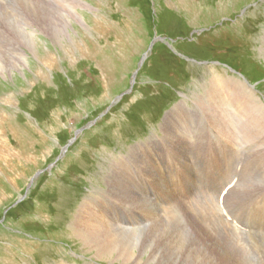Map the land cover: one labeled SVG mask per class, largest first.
Masks as SVG:
<instances>
[{"label":"rangeland","instance_id":"1","mask_svg":"<svg viewBox=\"0 0 264 264\" xmlns=\"http://www.w3.org/2000/svg\"><path fill=\"white\" fill-rule=\"evenodd\" d=\"M0 39V264H197L175 255L189 223L209 239L203 226L230 237L245 264H264V233L234 230L228 217L264 231V117L257 129L249 112L234 118L245 121L234 145L223 130L236 121L207 113L235 109L200 99L215 75L247 83L264 104V0H0ZM168 181L187 211L166 208ZM142 194L157 199L159 215L144 230L116 228L123 212L124 222L141 219L119 206L144 205ZM89 217L117 245L139 236L138 256L98 251L76 223ZM155 235L169 257L146 254Z\"/></svg>","mask_w":264,"mask_h":264},{"label":"bare ground","instance_id":"2","mask_svg":"<svg viewBox=\"0 0 264 264\" xmlns=\"http://www.w3.org/2000/svg\"><path fill=\"white\" fill-rule=\"evenodd\" d=\"M10 1V0H9ZM75 1V0H74ZM18 3V2H17ZM78 5H81L83 7L86 6V3H81L80 1H77ZM80 3V4H79ZM12 4V3H11ZM32 4V3H31ZM66 4V3H65ZM74 4V3H72ZM36 5V4H35ZM60 5V4H59ZM7 6V5H6ZM62 6V5H61ZM5 7V6H4ZM12 7V6H11ZM65 7V6H64ZM8 8V7H7ZM43 8V7H42ZM55 9V8H53ZM56 10V9H55ZM70 10V9H69ZM54 11V10H53ZM33 13V12H32ZM31 13V14H32ZM8 14V13H7ZM6 14V15H7ZM43 14V13H42ZM11 15V14H10ZM74 15H75V19L77 21V24H79V26L83 27L84 25L81 24V21L84 20V15L82 14H79L78 12L74 11ZM33 16V15H32ZM4 17V16H3ZM8 17V16H7ZM43 18V17H42ZM3 19V18H2ZM5 19V18H4ZM7 19V18H6ZM15 19V18H14ZM9 21V20H8ZM19 21V20H18ZM22 21V20H21ZM41 21V20H40ZM17 22V21H16ZM23 22V21H22ZM60 22V20H59ZM58 22V23H59ZM26 23V22H24ZM13 24V23H11ZM19 24V23H18ZM29 24V23H28ZM5 25V23H4ZM24 26V25H23ZM31 26V25H29ZM28 27V26H27ZM4 28V27H3ZM23 28V27H22ZM29 28V27H28ZM49 28V27H48ZM24 29V28H23ZM37 29V28H36ZM24 31V30H23ZM33 31V29H32ZM18 32V30H17ZM20 32V30H19ZM27 32V31H26ZM66 32V31H65ZM64 32V33H65ZM15 33V32H13ZM12 33V34H13ZM22 33V31H21ZM25 33V32H24ZM2 34V33H1ZM29 34V33H28ZM32 34V33H31ZM35 34V33H34ZM67 34V32H66ZM19 35V34H18ZM33 35V34H32ZM71 35V34H70ZM6 36V35H5ZM69 36V35H68ZM2 38V37H1ZM4 38V37H3ZM25 38V37H24ZM32 39V38H31ZM65 39V38H64ZM1 40V39H0ZM5 40V39H3ZM24 41V40H22ZM27 42V41H26ZM22 45V44H21ZM17 46V45H15ZM26 46V45H25ZM34 46V45H33ZM1 47V46H0ZM8 47V45H7ZM46 51H48V48L45 49ZM11 52V51H10ZM28 53V52H27ZM29 55V54H28ZM25 56V55H24ZM35 56V55H34ZM9 57V56H8ZM27 57V56H26ZM33 57V56H32ZM3 59V58H2ZM8 59V58H7ZM51 59V58H50ZM12 61V60H11ZM10 61V62H11ZM15 61V60H14ZM45 61V60H44ZM20 62V61H19ZM6 63V62H5ZM27 63V62H26ZM52 63V62H50ZM22 64V63H21ZM45 64V63H44ZM14 65V64H13ZM15 66V65H14ZM45 66V65H44ZM17 67V66H15ZM19 67V66H18ZM46 67V66H45ZM13 68V67H12ZM3 69V68H2ZM0 68V75L2 76V78L4 79L5 78V72L6 70H2ZM21 70V69H20ZM12 71V70H11ZM10 72V71H9ZM11 73V72H10ZM19 73V72H18ZM42 72L40 73V76H41ZM20 75V74H19ZM39 75V74H38ZM42 78H45V76L42 74ZM49 80V79H47ZM210 84H208L204 89H205V96H202L200 97V99H202L203 103L205 104L206 102H208V100H213L215 101V99H217L221 105L224 107V106H232L235 111H236V114L235 115H231V114H227L229 115V117H226L223 113H222V109H218V106L217 108H214V112H209L210 113H207L209 114L208 117H209V121L210 122H215V121H220V122H223L225 123L227 120L225 119H228V121H233L235 120L234 118L238 119V118H243L244 115L242 113H245V112H249L248 114L251 115L252 119L254 120V126H255V129H257L256 127H258L260 125L259 121L258 120H261L263 119L264 117V104L263 102L257 97L254 95V91L253 89H251V86H249L247 83H243L241 80H235L231 77L227 78L226 80H223L221 79L220 77L218 76H215L212 78V80L210 81ZM48 86H49V83H48ZM203 92V93H204ZM201 96V95H200ZM198 99V98H197ZM202 103V102H200ZM16 104V103H15ZM199 104V103H198ZM211 105V104H209ZM200 106V105H199ZM207 106V105H206ZM177 107H180V106H177ZM182 107V106H181ZM184 107V106H183ZM216 107V106H215ZM230 107V108H232ZM213 108V107H212ZM221 108V106H220ZM225 108V107H224ZM198 109V107H197ZM226 109V108H225ZM199 110V109H198ZM201 110V109H200ZM203 113H204V110H202ZM201 111V113H202ZM225 111V110H224ZM175 112V111H174ZM202 113V115H204ZM227 113V112H226ZM240 113V114H239ZM192 114V112H191ZM206 115V114H205ZM2 116V115H1ZM4 117V116H3ZM207 117V115H206ZM5 118V117H4ZM3 119V118H2ZM248 118H246L247 120ZM23 120V119H22ZM177 120V119H176ZM1 121V120H0ZM208 121V123H209ZM227 121V122H228ZM236 121V127L235 129H228V132H226L225 130H223V135L226 137V138H229L230 141L232 143H234V145L236 144L235 142H237L236 140L239 138V133L243 132L244 130V127H245V121L241 124V120H235ZM241 121V122H240ZM240 124H238V123ZM175 123V121H174ZM180 123V122H179ZM230 124V123H228ZM225 125V124H223ZM169 126V125H168ZM253 126V127H254ZM199 127V125L197 126ZM222 127V126H220ZM219 127V128H220ZM261 127V126H260ZM168 128V127H167ZM176 128V127H174ZM206 128V127H205ZM225 128V127H224ZM172 130V129H171ZM178 131V130H177ZM220 133H221V130H220ZM245 131H244V139H245ZM177 134V133H176ZM258 134V133H257ZM184 135V134H183ZM260 135V134H259ZM258 135V136H259ZM169 136V135H168ZM172 136V135H171ZM263 138V136H261ZM182 138V137H181ZM229 141V142H230ZM246 141V140H245ZM259 141V140H258ZM141 144V143H140ZM152 144V143H151ZM148 145V144H147ZM233 144H231L229 146L230 150H233L232 149V146H234ZM137 146L138 144L134 145L132 148H134L135 150H137ZM155 144H153L150 148L152 151H154L155 149ZM143 147V146H141ZM141 149V148H140ZM8 152V151H7ZM132 153V152H131ZM140 153V152H139ZM146 153V152H144ZM177 153V152H176ZM143 154V153H142ZM3 156V155H2ZM5 156V155H4ZM3 156V157H4ZM14 156V155H13ZM126 156V155H125ZM119 157V156H118ZM138 159L142 158L141 160L144 161L145 158L143 157V155L140 157L139 155L136 156ZM6 161V160H5ZM140 161V160H139ZM2 163V162H1ZM151 163L152 162V159H151ZM143 164V163H142ZM141 164V166H142ZM193 168H196L197 165H193V164H190ZM141 168L142 170V167H139ZM150 168V166H149ZM190 167L189 165L185 164V172H186V175H185V178L182 180V183L181 185L179 186V188H183L185 189L187 187V185H190V179H189V175H188V171H189ZM204 169V168H203ZM227 167L224 168V170H226ZM230 169L232 170L233 167L231 166ZM144 170V168H143ZM150 170H152V166L150 168ZM158 174L157 176L154 178L153 177V174H152V178H154L153 180H156L159 178V174L163 175L164 173L162 172V169L160 167H158ZM112 171V170H111ZM201 171V170H200ZM144 174H146V178H148V172H144ZM197 175H199V172L197 173ZM149 176L151 177V174H149ZM234 178V177H233ZM237 178V177H236ZM162 179V178H161ZM125 181V179H123ZM151 180V179H150ZM166 181V180H165ZM230 182V180L226 183L228 184ZM123 183V182H122ZM125 183V182H124ZM232 183V182H231ZM122 185V184H121ZM167 188H169V190H167V192H169L168 194L170 195L171 197V202L169 203V206H166L167 209H169L171 212L174 211V212H177L178 210H184V211H187L186 208H184L181 204L178 205L179 202L181 203H184V201H180V199H178V197H174V195L172 194L171 192V189L173 187H171V184H170V181L167 182V185L166 183H164ZM234 185V184H233ZM232 185V186H233ZM239 186V185H237ZM123 187V185H122ZM142 187V186H141ZM228 187L229 184H228ZM194 188H196V184H194ZM231 188V187H230ZM136 190V189H135ZM164 191V190H163ZM162 191V192H163ZM137 192V191H136ZM166 192V191H165ZM198 192V191H196ZM226 192V188L221 192V194H225ZM128 195V194H127ZM136 195V194H134ZM133 195V196H134ZM156 195V194H155ZM209 195V194H208ZM129 197V196H128ZM149 197V196H148ZM98 198V197H97ZM152 198V197H151ZM156 198H157V195H156ZM158 198H164V197H161V196H158ZM202 197L200 196L199 199H201ZM130 199V200H129ZM129 199H126L123 203V205H120L119 209L125 212H130V213H135V212H141L143 215H140V218L139 220L135 221V222H124L125 220V213L123 214H120V218L117 220V221H113V224L116 228L118 229H121V230H124V231H137V230H144L148 227V222L150 221V218H153L155 217L156 215H159V211H158V208H156V202L157 199L154 200H151V199H147V198H144L143 194H142V200L144 201V205H140L139 207H136L134 206V208H132V204H131V199L132 198H129ZM137 199V198H136ZM154 199V198H152ZM192 199V198H191ZM106 200V199H105ZM89 201V200H88ZM96 201V200H95ZM109 201V200H108ZM112 201V200H111ZM116 201V200H115ZM135 202V201H134ZM133 202V203H134ZM137 202V201H136ZM257 202V201H256ZM115 203V202H114ZM142 203V202H141ZM159 203H163L165 205L166 201H159ZM194 203H197L194 201ZM258 203V202H257ZM120 204V203H118ZM135 204V203H134ZM86 205V204H85ZM105 205V204H104ZM107 205V204H106ZM137 205V204H136ZM187 205V204H186ZM138 206V205H137ZM189 206V205H188ZM84 207V205H83ZM106 207V206H105ZM160 207V206H159ZM165 207V206H164ZM190 207V206H189ZM81 208V207H80ZM102 208V207H101ZM163 208V207H162ZM202 208V207H201ZM157 209V210H156ZM178 209V210H177ZM105 210V209H104ZM161 210V209H160ZM168 210V211H169ZM203 211V210H202ZM206 211V210H205ZM263 211V210H261ZM93 212V211H92ZM166 212V211H165ZM201 212V211H200ZM164 213V212H163ZM228 213V212H227ZM260 212H258L259 214ZM86 214V213H85ZM104 214L106 215L105 211H104ZM177 214V213H176ZM211 214V213H210ZM248 214V213H247ZM76 215V214H75ZM108 215V214H107ZM178 215H182L181 214H178ZM184 215V214H183ZM201 215V214H199ZM214 215V214H213ZM94 216V215H93ZM101 216V215H100ZM161 216V214H160ZM159 216V217H160ZM166 216V215H165ZM230 216V223L233 227L234 230H238V231H242V232H246V233H253V234H263V232H261L260 230L262 229L261 227L259 226H256L255 223L253 222H245L244 219L242 220L238 218H240L241 215L238 216V218H234L233 215H229L228 214V217ZM75 217V216H74ZM79 217H80V213H79ZM172 217V216H171ZM195 218V220L198 221V217L195 216H192ZM211 217V216H210ZM215 217V216H214ZM261 217V216H259ZM82 218V217H81ZM84 218V217H83ZM183 218V217H182ZM245 218V216H244ZM248 218V217H247ZM79 219V218H78ZM100 219V218H99ZM113 219V218H112ZM206 219V218H205ZM227 219V218H226ZM114 220V219H113ZM209 220V219H208ZM214 220V219H213ZM249 220V218L247 219ZM72 221V220H71ZM181 221V220H180ZM194 222V220H192ZM200 221V219H199ZM206 221V220H205ZM210 221V220H209ZM75 222V220H74ZM73 222V223H74ZM83 222V223H82ZM98 220L95 221V217H89L85 220H82V221H79V222H76V223H82V232L84 233V237L82 238H85L86 240H88L90 237L92 238V241L93 243L96 244V249L98 251L100 250H109L110 251H114L115 248L117 250V257H121L123 260L125 261H131L133 259L136 258V256H138L136 254V252L133 250H131V248H139L138 247V241H140V238L138 236V238L136 239V243H133L131 247V244L129 245L127 243V241L130 243V241L126 238V242L124 244L123 241H120L121 243L119 245H117L115 242H116V236L112 235V234H107L106 235V238H105V233L104 234H101L100 232L98 231H102L101 229H99L97 227V225L95 223H97ZM165 222V221H164ZM213 222V221H212ZM104 223V222H103ZM134 223V224H132ZM166 223V222H165ZM195 223V222H194ZM264 223V221H263ZM106 224V223H105ZM112 224V223H111ZM172 224V223H171ZM248 224V225H247ZM72 225V224H71ZM75 225V224H74ZM221 225V224H220ZM219 225V226H220ZM264 225V224H263ZM162 227V226H161ZM111 228V227H110ZM203 228L207 231V233L209 234V236L211 235L212 239H209L208 236H205L204 234H201L198 229L191 225V223H189V229L190 230V233L185 235L186 239H188V241L186 243H184L180 248V251L175 254L176 256L180 257V258H186V259H195V261L197 262V264H234V260L231 259V258H228L225 254H227L228 256H241V260L239 261L240 264H245L244 262V259L242 257V254L238 252V250L235 248V246H233L232 244V241L228 238L227 235L221 237L216 231H212L210 229H208L207 227H204ZM104 229V227H103ZM107 229V227H106ZM181 229V228H180ZM240 229V230H239ZM192 230H194L196 232L197 235L201 236L205 242H201L200 239L196 238L194 233L192 232ZM105 231V230H104ZM103 231V232H104ZM162 231V229H161ZM188 231V229H187ZM109 233V232H108ZM118 233V232H117ZM137 234V233H136ZM140 234V233H139ZM138 234V235H139ZM77 235V234H76ZM126 235V234H125ZM130 235V234H129ZM80 236V235H79ZM236 236V235H235ZM119 237V236H118ZM136 237V236H135ZM144 237V236H143ZM154 238L149 242V244L145 247V250H148L146 252V254L148 255V257H152V258H164V257H169L168 254V251H171V248L169 246H167L166 242H165V238H163L162 236H159V235H155L153 236ZM123 238V237H122ZM121 239V238H120ZM134 239V238H133ZM91 240V239H90ZM102 240H107L109 241L110 243H106L107 245H104L102 242ZM115 240V242H113ZM143 240V239H142ZM172 240V239H171ZM202 240V239H201ZM237 242V241H236ZM176 243V242H175ZM182 243V242H181ZM238 244V243H237ZM110 245V246H108ZM175 245V244H174ZM224 245L226 247H224ZM108 246V247H107ZM113 246V247H112ZM244 246V245H243ZM87 248V247H86ZM244 248V247H243ZM255 248V247H254ZM165 249L167 251H165ZM176 249V248H175ZM239 249V248H238ZM249 250V249H248ZM90 251V249H89ZM109 251V252H110ZM105 253V252H104ZM111 254V253H110ZM139 254V253H138ZM254 255V254H253ZM146 256V255H145ZM175 256V257H176ZM247 257V255H246ZM250 259V258H249ZM255 259V258H254ZM144 261V260H143ZM174 261V260H173ZM120 262V261H119ZM139 262V261H138ZM170 261H167V263L169 264ZM152 263V262H151ZM166 262H162L161 264H167ZM248 263V262H247ZM263 263V262H261ZM130 264V263H129ZM139 264V263H138ZM148 264V262H147ZM156 264V263H154ZM257 264V263H256Z\"/></svg>","mask_w":264,"mask_h":264},{"label":"water","instance_id":"3","mask_svg":"<svg viewBox=\"0 0 264 264\" xmlns=\"http://www.w3.org/2000/svg\"><path fill=\"white\" fill-rule=\"evenodd\" d=\"M156 39H159V40H160L161 38H156ZM133 80H134V75L132 76L131 83H133ZM80 131H81V129L77 130V131L75 132V134H77V133L80 132ZM36 175H37V174H36ZM36 175H35V176H36Z\"/></svg>","mask_w":264,"mask_h":264}]
</instances>
